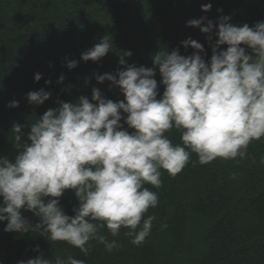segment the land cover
Wrapping results in <instances>:
<instances>
[{"label":"clouds","instance_id":"obj_1","mask_svg":"<svg viewBox=\"0 0 264 264\" xmlns=\"http://www.w3.org/2000/svg\"><path fill=\"white\" fill-rule=\"evenodd\" d=\"M211 9L210 3L201 6L204 13ZM230 21V16L221 15L215 23L207 16L186 22L205 34L210 44L216 37L210 60L202 55L203 45L192 38L182 41L185 49L195 50L190 56L181 55L179 49L161 50L154 55L152 68L127 64L125 57L132 53L126 51L120 55L121 70L95 76L99 84L107 81L118 87L124 100L114 102L93 88L91 101L81 96L75 103L60 102L57 109H48L31 123L26 140L22 126L14 124L17 152L14 159L0 157L4 231L37 233L78 248L85 256L93 240L109 252L119 247L115 239L100 234L104 228L112 237L124 229L123 235L140 246L156 220L155 215L145 216L159 204L157 192L147 185L161 188L162 174L181 173L193 153L200 165L218 158H245L249 145L264 138V21L254 26ZM112 49L105 37L83 52L81 60L99 62ZM77 65L76 60L67 61L70 70ZM34 79L38 83L42 75L36 73ZM63 81L61 75L58 83ZM51 95L42 88L30 91L27 99L39 106ZM8 107L18 108L19 102ZM172 129L180 132L179 143L169 139ZM67 190L79 200L74 216L60 206ZM22 210L32 212L39 222L33 226ZM19 264L85 261L39 254Z\"/></svg>","mask_w":264,"mask_h":264},{"label":"trees","instance_id":"obj_2","mask_svg":"<svg viewBox=\"0 0 264 264\" xmlns=\"http://www.w3.org/2000/svg\"><path fill=\"white\" fill-rule=\"evenodd\" d=\"M209 3L212 9L204 13L201 6ZM221 15L230 16L234 25L254 26L264 21V0H0V157L14 159L17 152L14 124L22 126L26 140L31 123L60 102L75 103L81 96L91 101L93 88L114 102L124 100L118 87L107 81L99 84L95 76L121 70L120 55L126 51L132 53L125 57L127 64L152 68L153 57L161 50L179 49L190 56L195 50L185 49L182 41L192 38L203 45L202 55L210 60L216 37L210 44L186 22L207 16L215 23ZM105 37L111 40L112 51L99 62H83L81 54ZM69 60L78 61L75 69L67 67ZM36 73L42 75L38 83ZM61 75L64 81L58 83ZM155 79L162 96L158 68ZM42 88L51 92V98L43 105L30 104L27 94ZM12 101L19 107H8ZM167 135L173 143L180 142L176 129ZM262 160L264 138L254 140L243 159L218 158L200 165L193 153L175 177L164 172L161 188L147 185L157 192L159 204L145 216L155 215L156 220L140 246L123 235L124 229L112 237L104 228L100 234L115 239L119 247L109 252L93 240L85 256L78 248L37 233L5 232L6 222L0 223V264H19L39 254L47 259L72 256L85 264H264ZM60 206L75 215L79 200L74 191L64 193ZM22 215L33 226L39 222L30 211L22 210Z\"/></svg>","mask_w":264,"mask_h":264}]
</instances>
